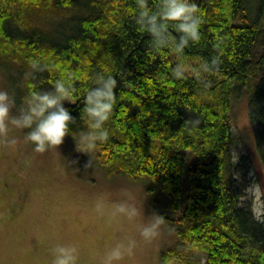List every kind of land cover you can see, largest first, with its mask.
<instances>
[{"label": "trees", "instance_id": "trees-1", "mask_svg": "<svg viewBox=\"0 0 264 264\" xmlns=\"http://www.w3.org/2000/svg\"><path fill=\"white\" fill-rule=\"evenodd\" d=\"M195 2L205 21L202 39L185 56L193 67L220 60L207 89L191 71L173 77L170 50H150V37L135 23V0H0V68L17 105L33 88L50 90L71 76L77 93L65 107L76 118L74 132L82 129L93 79L107 73L117 80L110 141L93 165L108 177L144 183L177 236L160 264H183L191 251L206 260L187 264H264V222L242 201L237 179L246 180L254 160L245 153L235 162L231 117L233 96L247 92L264 164V0ZM31 59L47 65L34 79L25 77Z\"/></svg>", "mask_w": 264, "mask_h": 264}, {"label": "clouds", "instance_id": "clouds-1", "mask_svg": "<svg viewBox=\"0 0 264 264\" xmlns=\"http://www.w3.org/2000/svg\"><path fill=\"white\" fill-rule=\"evenodd\" d=\"M135 23L141 33L150 37L149 46L153 53L170 50L177 63L172 75L183 80L191 71L205 89L210 87V77L218 73L220 60L213 58L193 67L185 56V50L201 42L203 13L195 0H135ZM173 31L178 34L174 36ZM25 77L34 79L47 65L39 59L28 62ZM117 80L111 74H98L84 95V109L80 120L82 129L74 132L76 118L65 107L72 104L77 89L71 76L53 82L50 90L33 88L17 105L14 93L0 88V147L14 152L20 143L30 145L37 154L49 151L57 153L65 138L71 136L78 153L89 157L86 168L93 164L97 151L110 141L109 122L115 107ZM193 127L199 121H192ZM19 131L22 137L15 133ZM233 158L239 161V153ZM256 199L253 211L259 219L264 214V185L253 182L247 189ZM145 194V193H144ZM146 196V194H145ZM135 188H122L116 198L111 192L98 193L92 204L91 213L97 219L121 229L119 238L108 246L99 259V264H139L138 253L142 247L153 246L172 229L164 216L153 212L145 214L144 204ZM80 250L76 243L57 244L51 251V264H79Z\"/></svg>", "mask_w": 264, "mask_h": 264}, {"label": "rangeland", "instance_id": "rangeland-1", "mask_svg": "<svg viewBox=\"0 0 264 264\" xmlns=\"http://www.w3.org/2000/svg\"><path fill=\"white\" fill-rule=\"evenodd\" d=\"M0 88L13 93L2 68ZM248 101L247 92L235 94L232 99V151L239 153V159L247 153L254 160L246 180L237 175L243 188L242 201L254 209L257 201L247 189L253 182L264 185V164L257 152ZM15 135L22 137L19 131ZM58 152L37 154L32 146L23 143L14 152L0 147V264H51L52 249L69 242L79 247V264H99L105 249L121 232L92 215L91 204L100 192H111L116 198L122 188H135L141 199H146V216L157 213L142 181L124 175L108 177L93 164L86 168L88 160L69 139ZM259 220L264 222V214ZM176 241L173 230L164 232L153 246L139 250V264H160L161 251ZM186 258L201 263L206 260L204 253L196 251L189 252Z\"/></svg>", "mask_w": 264, "mask_h": 264}]
</instances>
